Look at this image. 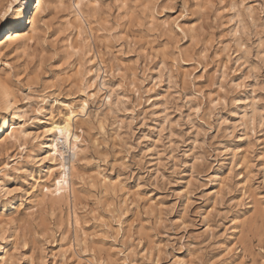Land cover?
I'll use <instances>...</instances> for the list:
<instances>
[{
	"label": "rangeland",
	"instance_id": "rangeland-1",
	"mask_svg": "<svg viewBox=\"0 0 264 264\" xmlns=\"http://www.w3.org/2000/svg\"><path fill=\"white\" fill-rule=\"evenodd\" d=\"M75 2L0 55V264H264V0Z\"/></svg>",
	"mask_w": 264,
	"mask_h": 264
},
{
	"label": "bare ground",
	"instance_id": "bare-ground-1",
	"mask_svg": "<svg viewBox=\"0 0 264 264\" xmlns=\"http://www.w3.org/2000/svg\"><path fill=\"white\" fill-rule=\"evenodd\" d=\"M24 2L26 6L30 5V9L28 10L27 14L25 13L26 11L24 12L23 9V12L16 11L13 14H10L9 17L8 16L9 7H7L5 8L3 14L1 15V17H3L2 21L4 25L8 22L10 23V26L0 29V55L2 54L4 49L10 46H13L14 48L21 43L23 44L24 42L31 41L34 38V34L37 32V27H38L37 17L39 13L42 11V9L45 7L44 6L45 0H24ZM31 2L32 5L30 4ZM80 2L81 0H76L74 5L76 7L77 21L80 20V18L82 19V16H84L82 15V11L80 8L82 5L80 6ZM112 94L113 92L110 89H107L105 91V98L107 99L108 102L110 101ZM3 102L6 109H8V105L9 103H11L9 99L5 98ZM86 107L87 104L85 102L82 103L81 108L79 109L80 111H78L79 114H83L87 110ZM69 116H71V119H68ZM75 117H76V113L74 111H69L68 113L65 114V116L60 122H51L50 126L47 127V129L45 130V133L48 134L49 138H48V142L46 143L47 150L44 158H47L49 156L50 160L53 161V155L58 154L61 163L64 165L63 166L64 175L66 176V178L69 177L70 171L73 170V167L71 165L70 168H67L69 162H65L63 155L64 153L60 151L59 143L66 144L67 146L68 138H69L68 130L74 124ZM52 128L63 129L64 130L63 135H61L59 131H50V129ZM26 136L27 134L24 130L19 129L17 126L7 124V122L4 120L3 122H1L0 125V153L2 152L3 149H5L7 142L9 140L13 139L15 142H19L22 139L25 140ZM71 149L72 150L70 152V156H71L70 160H73L76 158L77 152L74 150L73 147ZM103 180L105 181L106 178L103 177Z\"/></svg>",
	"mask_w": 264,
	"mask_h": 264
},
{
	"label": "snow or ice",
	"instance_id": "snow-or-ice-1",
	"mask_svg": "<svg viewBox=\"0 0 264 264\" xmlns=\"http://www.w3.org/2000/svg\"><path fill=\"white\" fill-rule=\"evenodd\" d=\"M0 19H3V17H0ZM196 111H199V109H196ZM68 119H71V116H69ZM50 131H59V132L61 133V135H63V131H64V130H63V129H59V128H52V129H50ZM15 191H16V192H19L20 189L17 188V189H15ZM8 194H9V195H13V192H12V191H9Z\"/></svg>",
	"mask_w": 264,
	"mask_h": 264
}]
</instances>
